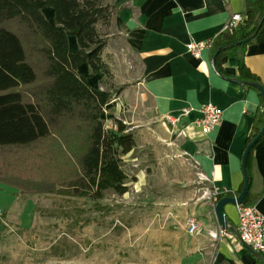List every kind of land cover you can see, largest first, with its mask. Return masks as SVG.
Wrapping results in <instances>:
<instances>
[{
  "label": "crops",
  "instance_id": "0c3cea01",
  "mask_svg": "<svg viewBox=\"0 0 264 264\" xmlns=\"http://www.w3.org/2000/svg\"><path fill=\"white\" fill-rule=\"evenodd\" d=\"M101 1L114 8L109 23L97 25L99 36L105 39L100 58L108 74L89 78V85L108 96L102 87L110 88L108 84L114 89L108 106L117 111L124 109V119L131 125V131L145 124L147 129L149 125L162 128L166 117H177L174 127H169L180 152L189 158L199 174L208 178L210 199L207 202L201 196L198 200L204 201L190 206L189 217L182 223L185 231L175 237L178 257L174 264H264V252L253 251L234 237L213 239L210 236L211 232L222 229L214 212L212 191L234 192L244 181L242 156L253 114L260 108L262 97L254 89L233 80H239L237 66L242 59L264 89V24L244 52L237 57L219 59L221 70L217 73L212 66V49L193 57L187 52L186 44L214 38L233 15H243L245 0L228 3L222 0ZM42 13L57 28L55 11L47 8ZM67 44L70 54L79 51L74 36L67 37ZM78 71L89 74L86 64ZM12 89L2 90L0 94ZM207 104L220 109L222 117L205 134L195 123L202 118L201 107ZM184 110L188 113L182 115ZM248 168L247 203L264 216V137L254 145ZM223 213L225 229L235 235L236 206L226 205ZM189 218L200 223L201 230L194 236L186 233Z\"/></svg>",
  "mask_w": 264,
  "mask_h": 264
},
{
  "label": "rangeland",
  "instance_id": "374dc122",
  "mask_svg": "<svg viewBox=\"0 0 264 264\" xmlns=\"http://www.w3.org/2000/svg\"><path fill=\"white\" fill-rule=\"evenodd\" d=\"M28 59L37 83L19 90L26 102L45 104L43 59ZM110 88L102 91L111 104ZM124 116L123 108L105 107L104 129H114L115 117L130 128ZM79 122L76 114L55 125L66 133L69 123ZM145 125L133 130L135 147L121 157L127 192H106L100 200L64 193L74 169L53 137L26 148H0L2 177L22 189L0 181V264L176 263L175 237L185 231L190 206L204 201L201 196L209 201V189L169 125Z\"/></svg>",
  "mask_w": 264,
  "mask_h": 264
},
{
  "label": "trees",
  "instance_id": "16d2710c",
  "mask_svg": "<svg viewBox=\"0 0 264 264\" xmlns=\"http://www.w3.org/2000/svg\"><path fill=\"white\" fill-rule=\"evenodd\" d=\"M47 8L55 11L58 29L45 19L42 11ZM113 14L114 8L101 0H0V92L14 88L0 94V148H26L53 137L60 153L74 169L64 190L72 197L100 200L106 192L117 195L127 192V177L120 163L121 157L135 147L134 132L118 120L114 129H104L100 117L109 104V96L88 83L95 75L108 74L100 58L105 39L99 36L97 25L108 24ZM263 24L264 0H245L242 20L213 38L212 55L223 48L216 58L218 70H221L219 59L237 57L244 52ZM68 36L77 39L79 51L75 54L68 51ZM31 54L43 59L47 87L42 102L45 104L26 102L19 90L37 83V72L28 59ZM83 64L88 66V76L78 71ZM237 67L239 80L261 86L242 59ZM263 110L261 99L260 108L253 114L244 152L263 126ZM76 114L78 124L69 123L66 133L56 129V121L65 117L75 119ZM263 137L264 133L258 141ZM253 150L254 146L245 161L248 183ZM2 176L0 172L1 182L18 187ZM243 184L244 181L234 192L219 190L214 205L225 197L239 196ZM242 205H251L247 196Z\"/></svg>",
  "mask_w": 264,
  "mask_h": 264
},
{
  "label": "built area",
  "instance_id": "2783aa9c",
  "mask_svg": "<svg viewBox=\"0 0 264 264\" xmlns=\"http://www.w3.org/2000/svg\"><path fill=\"white\" fill-rule=\"evenodd\" d=\"M224 3H228L230 0H222ZM242 20V16L239 14L233 15L228 24L235 25ZM213 47V38L204 41H191L186 44V50L193 57H199L200 53L205 50H210ZM188 111H182V115L187 114ZM202 118L195 124L201 128L203 133L208 134L219 123L222 117V112L216 106L207 104L201 107ZM178 121L177 117H166L165 124H168L171 128L174 127ZM204 181H208V178L202 174H199ZM219 189H214L211 193L213 201L216 200ZM237 227L236 234L228 233L225 228H222L218 233L211 232L210 236L213 239H219L220 237L229 236L235 238L237 241L251 248L256 252H264V216L261 215L254 205H237ZM201 230L200 223L194 219L189 218L186 222V233L189 236L198 234Z\"/></svg>",
  "mask_w": 264,
  "mask_h": 264
},
{
  "label": "water",
  "instance_id": "95a60500",
  "mask_svg": "<svg viewBox=\"0 0 264 264\" xmlns=\"http://www.w3.org/2000/svg\"><path fill=\"white\" fill-rule=\"evenodd\" d=\"M249 39H247L245 42H248ZM223 50V48L218 49L215 54L213 55L212 58V66L214 68V70L218 73V69L216 67V58L218 56V54ZM234 83L243 85V86H251L252 88L256 89L262 99H263V104H264V89L258 85V84H254V83H249V82H245L242 80H233ZM264 113V110H263ZM264 133V123L263 126L260 130V132L258 133V135L251 141V143L247 146L243 156H242V164H241V169H242V175H243V179H244V184H243V189L241 191V193L239 194V196L237 197H225L221 200H219L216 205L214 206V212L215 215L217 217V220L219 221L220 225L222 226V228H225V224H226V218L225 215L223 213V208L226 205H233V206H237V205H242L245 197L247 196L248 190H249V183L246 179V174H245V161H246V157L250 151V149L257 143V141L260 139V137L262 136V134Z\"/></svg>",
  "mask_w": 264,
  "mask_h": 264
}]
</instances>
